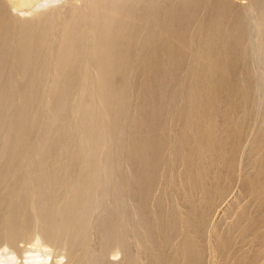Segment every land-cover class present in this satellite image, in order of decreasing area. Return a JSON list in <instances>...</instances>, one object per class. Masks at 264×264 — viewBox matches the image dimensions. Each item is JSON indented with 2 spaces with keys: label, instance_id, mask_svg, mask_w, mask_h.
<instances>
[{
  "label": "bare ground",
  "instance_id": "obj_1",
  "mask_svg": "<svg viewBox=\"0 0 264 264\" xmlns=\"http://www.w3.org/2000/svg\"><path fill=\"white\" fill-rule=\"evenodd\" d=\"M33 1L0 0V236L38 227L70 264L202 263L192 247L241 146L215 241L222 264L264 256V0L9 11ZM248 124L259 131L245 145ZM109 247L124 260L105 259Z\"/></svg>",
  "mask_w": 264,
  "mask_h": 264
},
{
  "label": "rangeland",
  "instance_id": "obj_2",
  "mask_svg": "<svg viewBox=\"0 0 264 264\" xmlns=\"http://www.w3.org/2000/svg\"><path fill=\"white\" fill-rule=\"evenodd\" d=\"M69 1L70 0H34L32 4L31 3L30 4L24 3V4L20 5V6H22V8H18L19 10H9V11L12 14V16H15V19H16L20 15H23L24 17H26V15L29 16V13L27 14V12L30 8H33L34 12H36V11L37 12H39V11L40 12H42V11L49 12L50 9L51 10L57 9ZM231 1L247 2V0H231ZM21 10H22V12H21ZM20 13H22V14H20ZM23 16L21 18H23ZM53 17L56 18V19H53L54 21H56V29H59V23L62 24L63 18H62V16L56 17L55 15ZM57 19L59 22H57ZM57 25H58V28H57ZM54 34H56V32ZM55 37H56V35L51 36L50 40L52 42H54L53 40H55ZM46 85H48V82L46 83ZM132 92L133 93L136 92V89L134 87L132 88ZM132 103H134V102L131 101V107L133 105ZM133 108L134 107H132V109ZM127 115L131 116L132 114L129 115L127 113ZM127 115L126 116L124 115L125 118L123 117L127 121V122L125 121L126 123H124V119H123L122 125L124 126V128H128L133 123L132 121H130L131 118L129 117L130 118L129 119ZM131 117L133 118V115ZM43 121H44V118H43ZM128 121H130V122H128ZM39 123H41V122H39ZM127 123H129V124L127 125ZM125 124H126V126H125ZM122 125L120 126L119 133H120V131H122L124 129V128H121ZM126 130H128V129H126ZM126 130H123V131L126 132ZM123 131H122V133H123ZM258 131H259V124H248V125H245L243 127V140H244L245 145L252 141L254 136L256 134H258ZM117 135H116V141H118L117 138H119V141L116 142L117 144H115V147H117V151H118L119 149L121 150V148H123V145L125 144V139L122 137L121 133L118 135L119 137ZM118 152L120 153V151H118ZM242 156H243V147L241 148V146H239L236 149L234 161H233V164H232L231 170H230L231 175H232V179H233V183L230 180L226 181V182L222 181L221 188L223 189V192H221L214 199L211 206L208 203L207 210L203 214L202 219L204 220V222H206L205 227H204V237H203L205 244L197 242L192 247L194 250L198 251L201 254V258L203 257V262L201 263V261H200L199 264H222L220 261V257H219L221 255V252L218 248L217 242L215 241V235L217 232V230H215L216 229L215 225L219 221H220V223H219L220 226H224L229 222V219L226 217L225 214H224V216L223 215L221 217L219 216L220 215L219 211L222 208L225 200L227 201V199L233 197L234 195H236V193H238V194L235 198V201L238 198V195L240 193V192H238V190L240 188L242 172H243ZM27 157H29V156L27 155ZM120 158H121V156H120ZM121 161H122V158L119 160L120 164H119V162H117V164H116L117 167L115 166V168H117L116 173H119L118 171L122 170V173L120 172L117 176H120V174H121V176L123 177V175H124L123 173L125 172V170H124L125 166L123 165V163ZM118 164L121 166L119 167ZM122 177L118 178V182H120V184L123 183V181L120 180ZM226 193L230 194V195L228 194L229 198L226 196L227 195ZM225 196H226V198H225ZM38 229H39L38 227L33 228V230L30 231L25 237L16 239L13 244L9 243V241L5 237L0 236L1 260L4 261V260L9 259L11 256H14L15 260L12 263H6V264H26V263L70 264L71 259L66 254L65 250L61 246L56 245V244L52 245L49 242H47L46 240H42V239L41 240L38 239V241H37L36 231ZM237 246L239 249H242V245L238 244ZM117 252L118 251L115 250L114 247H109L107 249L102 250L101 255L105 259L115 258L117 261H119L120 259H121V261H123L124 255L122 256L120 253H117ZM31 258H35V259L31 260ZM240 264H246V263L243 262ZM250 264H264L263 253H261V256L259 255L258 258Z\"/></svg>",
  "mask_w": 264,
  "mask_h": 264
}]
</instances>
